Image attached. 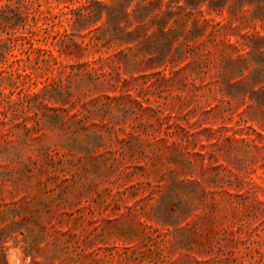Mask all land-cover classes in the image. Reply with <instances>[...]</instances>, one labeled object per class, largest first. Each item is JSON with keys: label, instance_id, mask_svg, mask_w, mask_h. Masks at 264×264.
<instances>
[{"label": "rangeland", "instance_id": "obj_1", "mask_svg": "<svg viewBox=\"0 0 264 264\" xmlns=\"http://www.w3.org/2000/svg\"><path fill=\"white\" fill-rule=\"evenodd\" d=\"M230 1L197 55L103 86L33 49L36 10L74 3L32 1L25 77L0 79V264H264V0Z\"/></svg>", "mask_w": 264, "mask_h": 264}, {"label": "trees", "instance_id": "obj_2", "mask_svg": "<svg viewBox=\"0 0 264 264\" xmlns=\"http://www.w3.org/2000/svg\"><path fill=\"white\" fill-rule=\"evenodd\" d=\"M32 1L0 0V66L15 56V63L2 71L6 76L0 79L7 78L13 86L26 74L22 57L15 54V49L24 46L30 38L28 33L33 32L30 22L33 12L40 15L34 14L32 18L39 19L41 25L51 30L44 46H33L42 61L56 73L76 74L81 79L85 77L91 85L103 86L112 70L135 73L159 69L162 72L172 61L197 55V46L189 42L209 33L215 35L224 24L214 14L236 8L230 0H70L73 5L59 7L57 4L46 11L40 8L35 11ZM242 36L263 40L258 31ZM64 54L83 55L86 60L71 64L62 60ZM262 54L257 50L251 55L241 53L235 59L229 58L228 65L237 66ZM259 70H264V64ZM256 92L264 90L253 91ZM255 99L261 101L258 96Z\"/></svg>", "mask_w": 264, "mask_h": 264}]
</instances>
